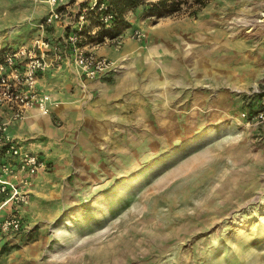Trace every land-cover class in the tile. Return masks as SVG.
Listing matches in <instances>:
<instances>
[{
  "label": "rangeland",
  "instance_id": "obj_1",
  "mask_svg": "<svg viewBox=\"0 0 264 264\" xmlns=\"http://www.w3.org/2000/svg\"><path fill=\"white\" fill-rule=\"evenodd\" d=\"M47 3L0 0V57L38 37ZM61 9L67 13L62 35L85 25L80 15L86 7ZM199 9L243 23L255 53L264 44V33L255 32L264 29V0H188L182 10L160 17L137 10L127 14L130 26L120 33L119 51L115 36L86 44L90 51L110 46L120 56L129 50L124 40L134 48L116 61L112 78H102L108 88L90 96L112 122L94 136L78 127L82 117H73L71 142L63 147L69 166H62L59 184L42 190L61 192L57 211L49 215L43 202L40 216L30 217L29 228L2 248L0 264H264V127L254 125L255 112L242 115L264 95V85L239 96L242 105L199 98V88L176 65L192 48L188 28ZM177 19L182 25L175 33L182 38L160 29ZM156 25V35H149ZM136 29L145 31L144 40L134 37ZM149 49L157 55L147 57ZM178 70L185 76L182 88ZM71 74L61 81L73 83L75 94L80 85ZM86 87L72 99L75 105Z\"/></svg>",
  "mask_w": 264,
  "mask_h": 264
},
{
  "label": "crops",
  "instance_id": "obj_2",
  "mask_svg": "<svg viewBox=\"0 0 264 264\" xmlns=\"http://www.w3.org/2000/svg\"><path fill=\"white\" fill-rule=\"evenodd\" d=\"M80 4L66 3L64 6L71 10L72 6H80ZM232 17L230 15H215L208 9H199V15H196V18L192 21L191 28H188L189 31H192V48H185L182 58L179 56L176 59L177 68L182 67L183 72L186 71L189 74V80L192 79L194 89L199 88V98L202 96H204L203 98L206 97L205 99H209L208 101L211 105L213 103H216V106L217 103L229 104V100L242 105L243 98H239V96L244 95L245 97L250 88L258 86L260 83L264 85V44L263 42L258 43V46H260L258 47V52L255 53L256 51L254 52V50L257 46L255 47V44L253 46L252 43L254 47L252 48L245 41L250 39V36L246 35L247 32L244 31L245 27L243 23L234 21ZM181 25L182 22L179 19L164 21V27L160 29L163 30L164 28V31L172 35L177 30L181 32ZM65 26H61L59 22L53 24L49 27L50 30L46 31V36L52 41H59V37L63 34ZM157 28H159L158 25H156L155 29H149V35H156ZM255 32L263 34L264 29L258 28ZM175 35L178 38L183 37L182 34L175 33ZM128 41L124 40L125 44L129 46V50L121 56L117 55V50H113L110 46L97 47L93 45L88 46V49H91L98 55L118 61L134 52V48L131 49L132 44ZM147 53V57L157 55L153 49H149ZM186 55H188V58H191V65H184ZM71 71L77 74L73 64L64 63L61 69L53 67L39 75L37 88L48 93L56 102L51 107L49 115H42L39 111L33 109L28 111L27 116L23 120L13 121L9 125V134L14 138L22 139L28 148L38 153L47 161L48 166L45 170L40 171L34 179V188L30 202L22 211L24 224L22 231L11 236L0 234V253H2V248L6 247L5 244L10 238L20 236L29 228L26 223L30 217L40 216L41 210L45 208L40 206L43 202L48 206L47 212L49 215L55 214L57 211L55 209L56 203L61 198V192L49 191L50 193L44 194L42 190L47 185L54 186L59 184L61 180L59 174L62 172V166H69L70 157L64 153L63 147H65V144L71 142L69 140H71V134L74 130L70 121L73 120V117H76L74 119L75 122L79 116L82 117V121L78 127L82 126L83 131L94 136L95 134L105 133L107 131L106 125L112 122L109 116L106 115L104 117V111L101 110L100 105H93V98L91 99L90 96H93L97 92V88H102L103 85L106 87L107 82L103 84V79L111 77L113 73L107 74L103 79L94 80H82L77 74L75 79L76 84L81 87L87 86L86 91L88 95H84V98L87 97L86 100L81 98L83 100L81 104L75 105L72 99L75 95L77 97L81 87L79 86V89L73 94L71 89L73 83L68 85L66 84V80L64 82L61 81L66 77H71ZM176 83L183 85L180 88L185 86V76L183 73L182 76L179 75V70ZM80 110H82V113ZM8 116L7 112H0L1 121L6 120ZM55 118L61 121L62 126L59 127L55 124ZM105 123L107 124L105 125ZM79 135L84 134L81 133ZM0 159H2L1 155ZM48 203H53V207L50 208V204ZM5 215L6 211L4 210L0 213V219ZM4 252L5 250L3 249ZM1 255L0 261L2 260Z\"/></svg>",
  "mask_w": 264,
  "mask_h": 264
},
{
  "label": "built area",
  "instance_id": "obj_3",
  "mask_svg": "<svg viewBox=\"0 0 264 264\" xmlns=\"http://www.w3.org/2000/svg\"><path fill=\"white\" fill-rule=\"evenodd\" d=\"M47 2L48 13L37 24L38 37L31 45H20L0 57V112L9 114L6 120H0V213L6 211L0 219V234L6 236L22 231V211L30 202L34 179L48 166L47 161L28 148L22 139L14 138L8 132L10 123L23 120L28 111L36 109L42 115H49L51 107L56 104L48 93L37 88L39 75L53 67L61 69L64 63H68L74 65L82 80H94L116 71L118 66L116 61L80 46L81 35L78 32L61 35L59 41L48 38L46 29L57 22L62 23L67 13L61 9L66 4L65 0ZM102 8H105L103 3L100 5ZM86 12L80 15L83 23ZM108 19L109 16L106 17ZM121 36L114 39L117 51L121 48ZM134 37L142 41L146 33L136 29ZM259 102L252 120L255 126L264 127V95ZM248 114L246 111L242 115L246 117Z\"/></svg>",
  "mask_w": 264,
  "mask_h": 264
},
{
  "label": "trees",
  "instance_id": "obj_4",
  "mask_svg": "<svg viewBox=\"0 0 264 264\" xmlns=\"http://www.w3.org/2000/svg\"><path fill=\"white\" fill-rule=\"evenodd\" d=\"M187 2L188 0H91L90 3L80 4V7H86L87 10L85 13L86 23L81 27V30L78 27L73 32H78L81 35L82 39L78 44L85 46L93 41L102 40L104 36L116 37L120 35L124 28L130 26V20L127 19L129 12L139 10L145 17H160L182 10L183 5ZM93 3L96 5L93 6ZM102 3L105 8L100 9ZM107 16L110 19L106 20ZM97 27L99 29L96 31ZM257 99L256 95L253 103L247 105L249 114L256 112L259 108L260 102Z\"/></svg>",
  "mask_w": 264,
  "mask_h": 264
}]
</instances>
